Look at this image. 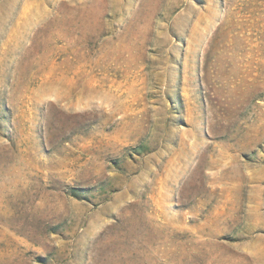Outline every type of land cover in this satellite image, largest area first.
Returning <instances> with one entry per match:
<instances>
[{
	"label": "rangeland",
	"instance_id": "1",
	"mask_svg": "<svg viewBox=\"0 0 264 264\" xmlns=\"http://www.w3.org/2000/svg\"><path fill=\"white\" fill-rule=\"evenodd\" d=\"M0 264H264V0H0Z\"/></svg>",
	"mask_w": 264,
	"mask_h": 264
}]
</instances>
